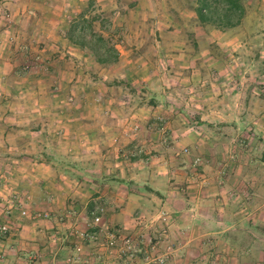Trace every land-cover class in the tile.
Here are the masks:
<instances>
[{
	"label": "rangeland",
	"instance_id": "1",
	"mask_svg": "<svg viewBox=\"0 0 264 264\" xmlns=\"http://www.w3.org/2000/svg\"><path fill=\"white\" fill-rule=\"evenodd\" d=\"M57 1L59 7L75 3L67 13L71 19L85 10L88 19L112 18L94 6L95 0H81L82 8L78 0ZM90 1L93 7H88ZM196 1L173 4L179 21L176 33L168 37L176 43V50L188 51L189 58L184 56L170 66L161 60L163 69L150 77H156L155 91L161 93L162 105L166 103L160 108L162 115L177 117L179 138L170 136L168 119L162 123L160 142L169 151V181L175 188L170 198L180 201L171 208L181 210L180 229L174 226L170 207L157 199L146 204V214L134 230H122L109 222L107 215L118 209V203L114 199L94 201V192L87 194L91 196L85 202L72 203L71 207L77 205L74 217L41 210L30 188L17 185L9 164L14 156L0 142V264H264V0H240L245 15L229 29L201 25L194 13ZM3 3L10 1L0 0ZM6 7L0 9V22L9 25L23 11ZM162 9L158 4L157 16H162ZM56 11L51 17L57 18L59 8ZM198 26L209 41L197 42ZM108 30L102 34L114 46L120 32L112 24ZM83 50L90 55L84 62L87 73L93 69L94 82L101 81L99 76L105 74L100 75V67L104 66L96 63L89 50ZM200 50L209 51V57ZM12 81L8 77L4 85ZM155 91L150 93L155 95ZM4 93L16 97L9 88ZM143 99L150 101L146 96ZM22 109L0 107L1 132L15 131L16 123L9 117ZM28 109L22 113H30ZM93 207L102 208L98 234L94 240L81 239L79 233L90 229ZM22 210L25 215L20 214ZM108 233L114 236L112 241Z\"/></svg>",
	"mask_w": 264,
	"mask_h": 264
},
{
	"label": "crops",
	"instance_id": "2",
	"mask_svg": "<svg viewBox=\"0 0 264 264\" xmlns=\"http://www.w3.org/2000/svg\"><path fill=\"white\" fill-rule=\"evenodd\" d=\"M9 1L0 9L7 6L23 12L9 25L0 22V107L30 112L9 117L16 123L15 131H0V142L14 156L9 164L17 185L30 188L41 210L67 212L70 217L77 215V205L71 207L72 203L85 202L88 193L94 192V201L114 199L118 209L107 216L122 230L138 228L146 204L157 199L170 207L174 226L180 229L181 210L171 208L180 202L179 194L176 200L170 198L175 188L169 181V151L160 142L162 123L168 119L170 136L179 138L177 117L162 115L160 108L166 103L162 105L161 93L155 91L156 77L150 78L163 69L161 60L170 66L190 56L170 41L179 21L173 12L178 0H95L100 11L112 15L110 26L120 32L114 45L118 61L113 67H100V75L106 77L99 76L102 80L97 82L94 70L87 73L84 64L90 55L65 35L73 19L67 13L74 2L59 7L57 0ZM158 4L162 16L156 15ZM57 8V18L51 17ZM201 29H195L197 42L209 41ZM167 41L170 47L164 46ZM208 52L200 50L204 57H209ZM8 77L13 81L4 85ZM107 77L116 81L109 83ZM8 88L16 92L10 101L4 95ZM135 148L141 157L129 158ZM152 152L157 155L149 156Z\"/></svg>",
	"mask_w": 264,
	"mask_h": 264
},
{
	"label": "trees",
	"instance_id": "3",
	"mask_svg": "<svg viewBox=\"0 0 264 264\" xmlns=\"http://www.w3.org/2000/svg\"><path fill=\"white\" fill-rule=\"evenodd\" d=\"M88 7H93V1L88 3ZM86 13L85 10L70 21L65 32L66 38L70 43L89 50L99 65L110 66L115 64L118 61V52L112 45L111 39L102 34L109 31L110 20L103 21L96 17L94 20L88 19ZM194 13L201 25H213L220 29H229L240 24L245 15V10L240 0H197ZM97 21L99 24L96 30L95 23ZM88 32H90L89 39L86 37Z\"/></svg>",
	"mask_w": 264,
	"mask_h": 264
},
{
	"label": "built area",
	"instance_id": "4",
	"mask_svg": "<svg viewBox=\"0 0 264 264\" xmlns=\"http://www.w3.org/2000/svg\"><path fill=\"white\" fill-rule=\"evenodd\" d=\"M140 154H141V152L139 149H134V151L131 152L130 156H136V155H140ZM20 214L25 215L26 211L22 210L20 212ZM90 215H91V226L89 227L90 229H88L85 232L79 233V237L81 239L87 238L89 240H94V239H96V236L98 234L97 228H98V222L100 221V217L102 215V208L101 207H96V208L93 207V209L90 212ZM44 216L46 217V215H44ZM6 230H7L6 227L3 226L2 231L5 232ZM108 237L111 241L114 239V236L110 235L109 233H108Z\"/></svg>",
	"mask_w": 264,
	"mask_h": 264
}]
</instances>
